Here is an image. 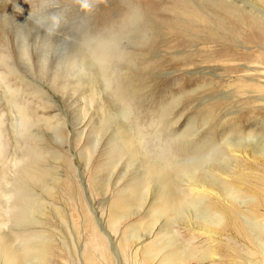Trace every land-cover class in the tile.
Instances as JSON below:
<instances>
[{
  "label": "rangeland",
  "instance_id": "obj_1",
  "mask_svg": "<svg viewBox=\"0 0 264 264\" xmlns=\"http://www.w3.org/2000/svg\"><path fill=\"white\" fill-rule=\"evenodd\" d=\"M2 29L10 45L0 46V244L23 252L33 234L49 247L43 263L23 264H86V252L94 264H158L141 253L160 242L165 218L151 230L142 196L161 185L154 162L178 159V149L199 162L187 175H224L253 201L240 213L263 225L264 0H0L3 40ZM44 40L50 63L32 57L25 69L16 52L36 55ZM111 44V61L86 55ZM184 130L193 134L186 147ZM187 175L167 179L186 187ZM123 198L138 206L111 228ZM23 206L27 218L15 220ZM226 220L211 240L172 225L179 242L217 257L189 264H264ZM130 231L142 238L121 247Z\"/></svg>",
  "mask_w": 264,
  "mask_h": 264
},
{
  "label": "bare ground",
  "instance_id": "obj_2",
  "mask_svg": "<svg viewBox=\"0 0 264 264\" xmlns=\"http://www.w3.org/2000/svg\"><path fill=\"white\" fill-rule=\"evenodd\" d=\"M1 31L2 33H5V35H3L4 36L3 40L1 39V35H0V41H1L0 46L8 47L10 44L8 43V35L6 36V30L2 29ZM7 33L9 32L7 31ZM58 37L60 39H63L60 36ZM46 41L45 40L42 41L41 47L34 49V51L38 52V54L36 55H33L32 51L29 54L31 47L28 46L23 47L16 52V57H18L20 61H22L20 64L24 62L25 69H28L27 68L28 66H32L31 64L32 57H34L35 59L39 58L38 60L40 61L42 68H45L47 63H50V60H48L47 58V55L49 54L48 51L50 50L48 49L49 42L47 43ZM19 46L21 47L23 45H19ZM19 46L17 48H19ZM113 47H114L113 44H111L110 47L105 50L103 48H100L99 50L89 48L86 49L88 51L86 55H88L91 60L98 62V64L102 62H108L113 60L117 55V52L114 50ZM19 59L17 61H19ZM58 61L59 62L61 61L60 58ZM72 65L73 62L70 63V66ZM99 68L101 70L103 69L102 66H100ZM8 70L11 73L10 75H13V71L9 68ZM59 71L60 69L57 68L55 73L60 74ZM4 83H6L5 80L1 84V86H3ZM191 133L192 132L189 130H184L182 132L180 139L185 138L184 142L182 143L184 145L183 147H186V145H188L192 141L190 137L193 134ZM188 135L190 136L188 137ZM225 144L229 148L232 147L235 148L240 146L238 144L235 143L231 144L229 142H225ZM178 154L180 155L178 159L171 157L166 161L165 160L166 154L164 153L162 158L163 161L165 162V165L162 164L163 163L162 160L160 162H154L156 164L155 166L156 171L153 172V174L151 175L155 176L159 173L160 175L159 180L161 182V185L159 187H155V190L153 189L152 191H150L152 187L151 188L146 187L147 193L142 196V200L144 202L149 198L148 210H150V212L148 213H151V219H152L151 221H153L150 227L151 230L154 228L155 222L158 221L157 220L158 218L161 217L165 218L163 219V225L158 232L159 235L162 231H164L163 235L161 236L160 242L155 247L150 248L149 251L147 249L146 251H143V253H141L142 259L147 263H150L155 258H158L159 259L158 264H189V262L191 261H196L199 263L207 259L217 260L215 254H212L210 252L209 247H207L206 250L198 251L196 250L195 247L191 246L189 242L186 243L179 242L176 233H174L171 228L172 225L174 224H178V223H182L183 225L187 224L186 227L193 228L195 232H197L200 235H204L206 236L205 237L206 239L211 240L210 238L214 236V234L217 233L219 229L225 228L224 227L225 219H227L226 221H228V224L233 227L238 225L236 223L235 224L230 223L232 219L237 220L238 218L230 219L229 218L230 216H228L230 215L229 213H231V215L235 214L237 217L241 219L240 222L241 226L240 227L237 226L235 227V229L237 228V230H239V228H242L244 230L243 235L245 236V239L248 240L250 243H252L253 246L257 247L260 250L262 257L264 258V219L262 223L263 225H258L254 221L256 218L252 211L245 210V213L250 215L249 218H246L239 211V209H241L240 208L241 206L251 204L253 201L250 199H242V197L239 195L240 188L237 189L234 188L233 185H230L231 183L230 184L228 183L230 179L229 180L226 179L225 177H223L224 175L221 176V179L214 178L212 181L206 180L205 178H202L201 180L200 179L196 180L193 177L187 175L190 170H195L198 168L197 165L199 162H196V160L188 157V155L190 154H195L194 152H189L188 148L181 150L178 149ZM258 154L264 159V148H261L258 151ZM183 156H185V158ZM234 169L237 168L235 167ZM224 170L225 169H223V171ZM229 170L232 169L227 168L225 172L228 173ZM236 172L237 170H234L232 172L233 175L234 174L236 175ZM170 175L176 176L177 178L179 176L187 175L186 180L185 181L182 180L181 182H185L188 185L186 187H179L178 181H176L177 184H175L176 182L174 183L172 180H168L169 179L168 176ZM23 178L34 179L35 173L28 172L23 175ZM163 179L165 180V182L163 181ZM135 193L134 195L136 196ZM138 195L141 197V194ZM137 200L138 198L136 197L135 201ZM139 201L141 204V199ZM119 202L121 204V211L118 213L117 216H115L116 218L113 220V222L112 223L110 222L111 228H113L120 219H126L127 216L132 215L135 207L138 206V204L132 202V199L125 200L123 198ZM215 205L217 206V210H214L212 208V206ZM26 209L27 208L26 207L24 208V206L21 207V210L13 215L15 220H25L27 218ZM113 214H115V211H113ZM257 222L260 223V221L258 220ZM144 228L146 229V227ZM131 231L130 233L132 234H129V236L127 235L124 236V238L121 240V244H120L121 247L127 246V243L133 245L142 238L140 236L134 235L133 232ZM42 238L43 237L38 238L36 237V235L33 234L28 236L25 240V249L23 250V252L21 249L15 250L13 247L5 243L3 245L0 244V258L3 259L4 262H6L4 264H23V262L25 260L27 261V259L28 261H32V262L43 263L42 259L46 254L47 248L49 249V247L47 243L44 241L45 239ZM99 252L101 253L102 250L101 251L99 250ZM107 257L109 258L110 256L106 255V258ZM218 260H220V258ZM85 261L86 264H94L92 255L88 252L85 253ZM247 261L248 262L247 263L245 262V264H253L252 262H249V260Z\"/></svg>",
  "mask_w": 264,
  "mask_h": 264
}]
</instances>
